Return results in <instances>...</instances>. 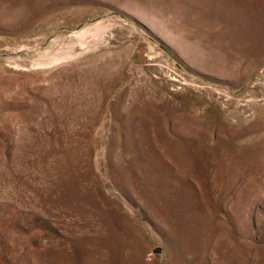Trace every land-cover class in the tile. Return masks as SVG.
Wrapping results in <instances>:
<instances>
[{
	"label": "rangeland",
	"instance_id": "374dc122",
	"mask_svg": "<svg viewBox=\"0 0 264 264\" xmlns=\"http://www.w3.org/2000/svg\"><path fill=\"white\" fill-rule=\"evenodd\" d=\"M0 264H264V0H0Z\"/></svg>",
	"mask_w": 264,
	"mask_h": 264
},
{
	"label": "bare ground",
	"instance_id": "6f19581e",
	"mask_svg": "<svg viewBox=\"0 0 264 264\" xmlns=\"http://www.w3.org/2000/svg\"><path fill=\"white\" fill-rule=\"evenodd\" d=\"M79 34V33H78Z\"/></svg>",
	"mask_w": 264,
	"mask_h": 264
}]
</instances>
